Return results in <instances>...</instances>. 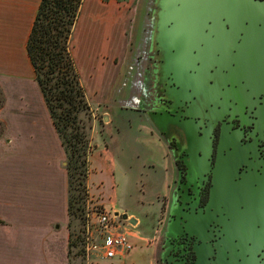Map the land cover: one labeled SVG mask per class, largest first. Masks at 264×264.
Masks as SVG:
<instances>
[{"label":"flooded vegetation","instance_id":"obj_1","mask_svg":"<svg viewBox=\"0 0 264 264\" xmlns=\"http://www.w3.org/2000/svg\"><path fill=\"white\" fill-rule=\"evenodd\" d=\"M222 12L187 39L139 52L142 85L126 86L127 98L136 87L126 128L133 124L138 143L157 150L161 173L141 177L133 208L107 211L140 232L153 208L143 242L154 264H264V0H228ZM96 107L89 122L101 137L109 128L116 145L123 125ZM145 110L158 111L157 131L138 116Z\"/></svg>","mask_w":264,"mask_h":264},{"label":"crops","instance_id":"obj_2","mask_svg":"<svg viewBox=\"0 0 264 264\" xmlns=\"http://www.w3.org/2000/svg\"><path fill=\"white\" fill-rule=\"evenodd\" d=\"M133 1L82 0L75 24L77 25L83 10H88L90 16L94 17L98 10L109 13V17L112 15V20H107L113 26L115 39L108 43V52H103L101 57L105 60L103 64L111 66L110 71L115 74L124 66L127 56L128 34L135 13ZM39 2L40 0H0V91L4 100L0 108V123L4 126V134L0 139V154L2 150L7 149L21 151L20 155L17 153L16 159L12 160L13 166L15 161H18V166H25L21 168V174L26 175V181L29 182L25 184V191L20 198L17 197V201L10 200V203L6 204L0 202V236L3 232L11 231H18L19 236V239H16L14 235L10 242H0V264H67L68 259V183L64 162L66 158L40 90L34 81L26 54V42ZM118 31L121 32L118 33L119 38L116 37ZM73 61L76 67L75 57ZM28 73L37 90L34 88L33 95H21L16 101L9 99L5 93L7 80L23 78ZM107 127L105 125V128ZM89 130H92L89 140L92 150L88 156V164L92 173L88 175L87 183L88 192H92L93 196L91 200L99 197L100 205L108 211L125 213L128 207L120 203V199L115 195H108L112 192L109 184L114 185V173L120 166L117 150L109 145L111 130L107 128L102 137L94 123ZM55 210L60 215H55ZM129 216L135 217V214L131 212ZM58 217L62 222H59ZM126 232L134 249H146L141 251L142 256L130 252L131 254L128 253L123 258H116L120 260L95 259L89 264H154V251L145 246L144 233L132 229ZM21 235L26 241H20ZM57 245H60L59 249Z\"/></svg>","mask_w":264,"mask_h":264},{"label":"rangeland","instance_id":"obj_3","mask_svg":"<svg viewBox=\"0 0 264 264\" xmlns=\"http://www.w3.org/2000/svg\"><path fill=\"white\" fill-rule=\"evenodd\" d=\"M110 1V0H108ZM107 0L105 2H108ZM134 8L137 7L139 0H134ZM104 13V14H103ZM99 14V15H98ZM96 17L90 16L88 10L82 11L79 16V21L76 22L72 28V35L70 38V49L72 52L73 58L76 60V67L78 70L80 83L85 92V99L89 105H92V112H87V115L81 114L80 118L82 123L86 127V132L90 140L91 131L89 130L92 127L93 122H89L88 115L96 114V106L108 107L105 112L109 114H114L115 111H119V108L116 106L113 107V104H119L118 101L120 98H124V93L122 92L125 88H122L121 77H127L125 73L129 72L125 66L120 67L118 72H111V66L103 64L105 60H102L101 54H104L107 51L108 43H111L115 38L113 37L114 31L111 22L112 15L109 17L107 12H96ZM99 16V17H97ZM108 19V20H107ZM118 24V23H117ZM88 29V31H87ZM118 30V27H117ZM116 30V31H117ZM121 32L118 31L116 37L119 38ZM111 34V35H110ZM118 35V36H117ZM120 41V40H118ZM129 42V41H128ZM113 44V43H112ZM111 44V47H112ZM104 52V53H103ZM98 59V60H96ZM102 60V64H101ZM7 86L5 93L9 96L11 100H18L19 96L28 94L33 95V89L35 84L33 79L30 78V74H26L23 78H15L7 80ZM37 90V89H36ZM116 101V102H115ZM90 115V116H92ZM126 122L123 123V127H119V133L116 130L117 143L114 145L111 140H109L110 147L116 149V154L118 156L117 160L119 167L116 168L114 173V185L109 184V189L112 191L109 197L116 196L120 199V203L125 204L126 207L133 208V205L137 203L139 198V184L141 177L143 175H150L156 173L160 175L161 171L159 170L160 166V156L152 148V145L142 146L138 143L139 137L136 134V128L132 124V131L130 132L126 128ZM118 127V126H116ZM90 132V133H89ZM115 132V131H113ZM90 143V142H89ZM92 150V149H91ZM21 151H11V150H2L0 154V202L5 203L12 200V202L17 201V197H21L22 192L25 191V184L27 176L21 174V168L25 166H18V161H15V166H13V161L16 159V156L20 155ZM18 153V155H17ZM136 158V159H135ZM146 162V166L144 163ZM66 163V159L64 160ZM19 164H21L19 162ZM152 164L153 169L148 168ZM92 171L91 166H88V175ZM88 179V178H87ZM156 180L147 182L148 184H153ZM147 183L144 185L145 190L147 189ZM29 184V182H28ZM112 185V186H110ZM112 187V189H111ZM87 188V197L84 203V212L82 216L78 219L68 217V239L66 242L67 246V264H86L83 258L82 253V235L85 227V219L87 215L90 218L94 219L98 214L106 212V208L100 205V199L97 197L95 200H91L92 192H88V183L86 181ZM91 200V201H90ZM131 213V212H129ZM55 215H60L57 210H55ZM155 214L153 208H150L147 214V219L144 224L139 227V230L145 233H152L151 225L154 223ZM60 218L58 217V220ZM84 219V221H83ZM59 222H62L59 220ZM61 225V223H59ZM154 226V224H153ZM18 231L3 232L0 236V242H10L9 240L17 236ZM147 235V234H146ZM20 241L24 242L26 239H23V236H20ZM31 241V240H30ZM57 248H60V245H57ZM62 254V247H61ZM146 249L135 248L131 252L142 256V252ZM131 254V253H130ZM120 260V259H114ZM140 264V263H139Z\"/></svg>","mask_w":264,"mask_h":264},{"label":"trees","instance_id":"obj_4","mask_svg":"<svg viewBox=\"0 0 264 264\" xmlns=\"http://www.w3.org/2000/svg\"><path fill=\"white\" fill-rule=\"evenodd\" d=\"M81 4L82 0H40L26 42L34 81L65 154L67 211L68 217L74 219L80 218L85 209L91 152L86 127L80 118L81 114L87 115L89 106L70 50L72 28ZM3 103L0 91V108ZM3 134L4 126L0 123V139Z\"/></svg>","mask_w":264,"mask_h":264},{"label":"water","instance_id":"obj_5","mask_svg":"<svg viewBox=\"0 0 264 264\" xmlns=\"http://www.w3.org/2000/svg\"><path fill=\"white\" fill-rule=\"evenodd\" d=\"M226 2L228 0H139L135 8L133 24L128 34L127 56L124 61V66L129 71L125 73L128 78L122 76L120 80L122 88H125L122 91L124 98L118 100L120 101L118 102L119 104H113V106L119 108V111L116 110L114 113L118 117L116 123L123 125L127 116L132 115L130 111L135 109V106L131 102L135 101L133 96L136 93V87H134L135 93L133 92V96L127 98L126 86H130L133 83L134 85H142V66L140 65L138 53L143 52L146 47L154 50L158 47L159 49L160 44L167 47L171 46L179 36L194 35V30H198L206 18L217 19L223 13L224 3ZM156 58L155 61H159ZM170 64L167 63L165 69L168 66L173 67L175 65L172 61H170ZM153 66L154 68L151 73L152 86L157 87V81L163 73H161L159 63L153 64ZM144 80L146 82L147 79L144 78ZM129 94L131 95V91H129ZM157 113L158 111L145 110L144 114L139 113L138 116L150 128L157 131L159 127L158 120L160 119ZM104 122H108L107 117H104ZM114 215L118 216V213ZM121 218L126 220V215H123ZM128 221L131 225L136 224L134 219Z\"/></svg>","mask_w":264,"mask_h":264},{"label":"built area","instance_id":"obj_6","mask_svg":"<svg viewBox=\"0 0 264 264\" xmlns=\"http://www.w3.org/2000/svg\"><path fill=\"white\" fill-rule=\"evenodd\" d=\"M81 246L86 264L95 259L123 258L134 249L126 230L108 211L98 214L94 219L87 215Z\"/></svg>","mask_w":264,"mask_h":264}]
</instances>
